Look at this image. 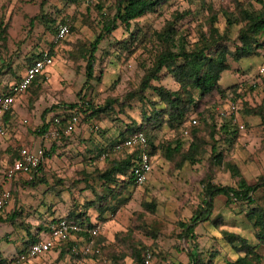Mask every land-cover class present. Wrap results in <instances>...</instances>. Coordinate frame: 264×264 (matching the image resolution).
<instances>
[{
    "label": "rangeland",
    "instance_id": "rangeland-1",
    "mask_svg": "<svg viewBox=\"0 0 264 264\" xmlns=\"http://www.w3.org/2000/svg\"><path fill=\"white\" fill-rule=\"evenodd\" d=\"M39 2L0 0V24L5 29V42L0 41V83L16 80L29 55L42 49L52 55L47 76L38 78L33 87L17 95L12 114L0 119V191L8 189L10 194L0 211V259L6 264H134V256L141 258L148 250V264H190L191 249L204 264H225L236 257L223 239L222 232L226 230L255 244L264 264V245L254 239V230L245 217L251 206L245 203H226L224 196H215L211 219L220 216L222 224H198L191 240L178 239L176 226L177 221L187 220L201 202L203 180L235 187L240 178L251 184L263 173L264 129L259 116L247 111L263 106L264 73L258 74L257 69L264 62V44L258 56L238 61L227 57L229 69L218 80L226 88L224 94L207 97L200 104L202 114L197 118L195 113H188L179 128L171 129L165 123L147 125L145 118L150 117L153 107H162L150 88L140 96H128L136 91L144 70L159 51L154 33L166 21H174L177 35L182 36L187 49L197 46L199 34H206L210 25L228 37L225 43L231 47L243 24L239 10L264 17V0H168L156 11L132 21L128 29L117 24L109 36L103 37L93 54V79L86 83L81 50L98 34L101 15L113 14L115 0H92L88 4L79 0H43L44 21L37 16ZM48 19L52 22L47 29L40 21L45 23ZM64 22L69 23L71 31L65 39L53 43L54 25ZM131 33L136 38L126 50L122 43L130 40ZM254 37L264 43V31ZM150 85L168 90L178 87L165 69ZM80 97L92 106H104L106 100L113 98L115 101L105 112L84 117L71 133L56 140L41 139L37 133L41 114L48 109L45 115L53 112L57 105L78 103ZM230 103L236 107L233 114L219 117L216 111H228ZM191 119H195L199 141L194 162H180L179 154L167 159L162 149L166 143L173 147L178 140L185 151L193 141L189 135L193 129L189 125ZM222 123L235 131L232 140L227 141L228 137L218 131ZM140 125L146 128L155 147L151 172L142 185L116 182L108 186L109 193L107 184H102L96 173L104 171L110 161L125 157V152L113 153L109 148L113 140ZM184 127L187 136L181 133ZM28 143L33 150H52L40 165L33 185L28 184L29 179L21 178L8 187L2 180L4 167L13 149ZM213 144L221 153L219 164L213 159ZM103 147L105 156L100 155ZM100 195L106 197L104 216L98 215L94 205L83 208L90 201L95 203ZM252 197L254 205L264 209V189H257ZM67 213H84L97 223L99 255L78 257L65 253L55 257L49 253L28 261L17 259L19 249L38 226L49 217Z\"/></svg>",
    "mask_w": 264,
    "mask_h": 264
},
{
    "label": "trees",
    "instance_id": "trees-1",
    "mask_svg": "<svg viewBox=\"0 0 264 264\" xmlns=\"http://www.w3.org/2000/svg\"><path fill=\"white\" fill-rule=\"evenodd\" d=\"M64 1L67 3L75 2V0ZM167 1L168 0H115L113 14L110 16L104 14L101 15L100 29L98 34L95 36L92 42H90L87 46H83V49L81 50V56L85 61V83L93 79V54L97 48L98 43L103 39V37L109 36L112 31L117 27V24H120L124 28L128 29L132 21L140 18L145 14L156 11ZM43 3V0L39 2V12L37 16L38 18H42L41 20L44 21V17H41V15L43 16V14L41 13ZM239 14L241 16L240 20L243 21V24L238 29L235 42L232 43L231 47H229L225 43L228 40V37L225 34H219L216 28H213L211 25L209 31L206 34H199L197 46L191 49H187L185 47V42L183 41L182 36L177 35V30L175 28V23L173 20L166 21L160 31L154 33L156 40L160 46L159 51H157V53L153 57L150 67L144 70V73L140 78L136 91L134 93L128 94L129 97L138 94L140 96V94L144 90L150 88L151 91L154 93L155 97L157 98L158 102L161 104L162 107H153V109L151 110L152 114L150 115V117L145 118L146 121H148L147 125L154 124V127H157L162 123H165L171 129H176L181 126L188 113H195L198 118L202 114L201 112H199L200 104H203V101L207 97H211L214 95H216L217 97H221L224 94V91H226V88L222 87L218 83V80L220 74L223 71H227L229 69L227 57H230V59L233 61H238L242 58L258 56V50L263 46L264 43H258L254 36L264 31V17L261 14H254L246 10H239ZM37 16H34L33 18H36ZM213 16L214 15L211 14V18H214ZM43 21H40L41 24L48 29L49 22H52L51 19H48L45 23ZM225 22L228 25H230L231 23V21L227 18ZM4 32V26H1L0 24V41H2V43L5 42ZM131 35L132 36L128 42L122 43V47L126 48V50H128L131 46V43L135 41V33H131ZM47 52L51 55L49 51ZM41 53L42 52L31 56L29 55V58L27 59V62L24 65V68L34 58L40 56ZM162 69H165L173 78V81L178 85L176 90H168L163 88L161 85H150V81L158 80V73ZM38 78L42 77H36L34 80H32L25 89V91L33 87ZM234 89L235 88H232V92L234 91ZM9 93L10 88L8 87L3 86V90H0V95ZM80 98L81 99L78 103H70L62 106L59 105L61 115H65V112H70L74 110L79 113L80 119L78 125L80 124L82 119H84V117L90 118L91 116L105 112L110 108V102L115 101V98H113V100H106L104 106H92L88 103L85 97ZM48 111H50V109L45 110L41 114L42 122L37 129V133H39L40 136L48 128L53 126L52 118L60 114L59 113L55 115L53 114V112H51L49 114L47 113V116H44L45 113ZM247 113L259 116L260 122L264 129V102L263 106H259L256 109L248 110ZM11 114L12 108L2 113L0 115V119H2L3 121L6 119L4 118L5 116ZM44 117H46V119H44ZM63 125L64 122L61 121V123L58 125V129L63 127ZM78 125H76V127ZM191 126H193V129L191 130L189 135L191 138H193V141L189 143L185 151L181 150V143L178 140L175 141L173 147H171L170 143H166V145L162 147L164 156L167 159H170L172 155L179 154L180 162H194V157L197 150L196 141H198V135L197 130L194 129L196 125L194 126L193 124ZM137 131H141L145 135L150 146V155L153 157L155 147H152L151 145V141L149 140V136L147 135L146 128L141 125L136 128L130 129V132L128 134L113 140L109 148L110 151L112 152V147L114 146V144L118 143L126 136L131 135ZM218 131H220V133L222 132L224 136L228 137L227 141H229L233 136H235V131H230L227 123H222ZM62 135L67 134H62L60 132L59 135H57L56 137L48 138L46 140H56L58 137H62ZM262 146L264 150V141ZM17 148L13 149V153H11L10 155L11 159L5 165L4 170L7 166H9L14 160L18 158ZM210 149L212 153H215V155L213 156L214 162L216 164H219L221 153L217 152L216 146L214 144L211 145ZM51 150L52 148H50L49 152H45L43 151V149L40 148L42 159L49 156ZM101 150L103 151L100 153V155L103 154L105 156V148H100V151ZM40 165L41 162L36 170H33L29 173L28 177H23V179L30 180L27 181L28 184L33 185V181L36 177L37 171L40 169ZM106 165L107 166L104 171H102L101 173H96V178L101 180L102 184H107V189L109 188L108 186L110 184H115L116 182H125L126 184L133 183L130 174L131 168L134 165V158L132 155L127 154L122 160H112ZM2 180L3 183L8 181L4 176V171L2 175ZM201 184V202L196 206V209L192 212V214L188 217L187 220H180L176 223V226L178 227V239L182 241L191 240L194 237V228L198 224L206 221L211 222L213 226L221 225V217L217 216L214 219H211V215L213 208V198L215 196H224L226 203L241 202L245 203L248 206H251L248 209L245 217L250 227L254 230V239L258 243L264 245V209L260 208L257 205H254V200L252 197L253 193L257 189H264V166L263 173L258 175L256 181L251 184H248L243 178H240L237 181L235 187L227 185H216L211 183L208 179L203 180ZM110 190L111 189L109 188V193ZM105 200L106 197L104 195L97 196L95 203L90 201L86 203L83 208L86 209L89 206L94 205L96 207V210H98V215L100 216L104 212L103 206L105 205ZM61 218H65L67 221L76 223L77 225L82 226L85 230L94 226H98L95 222L91 223L87 221L86 215L84 213H68L67 215L62 216ZM53 220L54 219L50 220V222ZM48 223L38 226L37 232L46 230V225H48ZM37 234L38 233L32 234L31 236H29L27 241L24 242L25 245L21 249H19L17 253V259L19 255H24L25 257L28 246L33 242L37 241ZM222 234L224 241L236 254V257L232 261H226L225 264H261L260 255L255 250V244H250L243 236L239 235L238 233L223 230ZM97 238H99L98 235L94 238V244L98 246ZM71 243L72 242L67 241L58 244V247L55 246L56 248H59L58 254L60 256L65 253H68L69 255H74L70 252ZM88 255L97 256L99 255V253L97 255ZM188 258L190 264H204L199 259L198 255L196 253H193L191 249L188 252ZM26 260L27 257H25L21 261ZM134 261V264H143V254L141 258H139L138 255H135ZM0 264H6V261L4 259H0Z\"/></svg>",
    "mask_w": 264,
    "mask_h": 264
},
{
    "label": "built area",
    "instance_id": "built-area-1",
    "mask_svg": "<svg viewBox=\"0 0 264 264\" xmlns=\"http://www.w3.org/2000/svg\"><path fill=\"white\" fill-rule=\"evenodd\" d=\"M83 4H88L92 0H79ZM70 32V25L67 22L56 23L54 25V31L52 36V42L56 43L64 39ZM52 65V55L48 54L47 50L42 51L41 55L34 58L23 70L22 75L18 81L10 88L9 94L0 95V115L10 108H12L14 99L17 95L23 93L29 83L36 77H46L48 69ZM258 74L264 73V62L260 64L257 69ZM227 110L219 111L217 114L219 117L224 118L233 114L236 110L235 104L230 103ZM217 109V108H216ZM65 115L54 116L52 118L53 126L48 128L42 135L41 139L54 138L61 132L62 134L70 133L76 125L79 123V113L74 110L65 112ZM64 122L63 127L58 129V125ZM195 124V119H191L189 125ZM182 135L187 136V127L181 131ZM0 134L3 131L0 130ZM113 151L127 150L134 151V165L131 168L132 182L139 186L142 185L151 172L152 169V156L150 155V146L141 131L134 132L131 135L126 136L124 139L114 144ZM18 158L14 160L4 170V176L7 180L11 179L15 175H21L28 177L29 173L36 170L40 162L42 161V154L40 150L32 151L27 146H19L17 148ZM10 199L8 189H2L0 191V210L3 209ZM45 236H40L37 241L30 244L26 250L25 257L32 258L38 255L47 253L52 247L57 246L60 243L72 242L70 246V252L78 255H97L99 248L94 244V238L98 235V226L91 227L85 230L82 226L77 225L71 221H67L65 218L58 217L48 223ZM151 253L148 250L143 252V263L148 264ZM24 255H19L18 259L25 258Z\"/></svg>",
    "mask_w": 264,
    "mask_h": 264
},
{
    "label": "crops",
    "instance_id": "crops-1",
    "mask_svg": "<svg viewBox=\"0 0 264 264\" xmlns=\"http://www.w3.org/2000/svg\"><path fill=\"white\" fill-rule=\"evenodd\" d=\"M42 51H45V49H42ZM42 51H39V52H42ZM38 52V53H39ZM35 54H37V53H35ZM22 73H23V71L18 75V77H17V79L16 80H13V81H7V83H0V90H3V86H5V87H8V88H11L17 81H18V79L20 78V76L22 75ZM15 103H16V98L14 99V103H13V106H12V109H14L13 107H14V105H15ZM57 109H55L54 111H53V114H59L60 113V106L59 105H57V107H56ZM45 116H47V115H45ZM44 119H46V117H44ZM42 120V119H41ZM42 122V121H41ZM43 140H46V139H43ZM21 146V145H20ZM23 146H27L30 150H32V151H37V150H40V148L38 147V149L37 150H33V145L31 144V143H28V144H26V145H24L23 144ZM112 152L113 153H119V152H125V156L127 155V154H130V155H132L133 156V158H134V155H135V152L134 151H127V150H120V151H113L112 150ZM43 160L44 159H42V161H41V164H42V162H43ZM24 176H21V175H15V176H13L11 179H9L8 181H6L4 184L5 185H7L8 187L10 186V183L11 182H13V181H18L19 179H21V178H23ZM132 185H135L134 183H132ZM135 186H137V185H135ZM92 212H94V211H92ZM68 214V213H67ZM66 214V215H67ZM63 216H65V215H63ZM88 216V215H87ZM101 216H104V215H101ZM58 218V217H57ZM87 218V217H86ZM52 219H56V218H52V217H49L48 219H46V221L43 223V224H47L48 222H50V220H52ZM93 219H92V217L90 218H87V221H89V222H91V223H94V221H92ZM97 224V223H96ZM47 226V225H46ZM46 231H47V229L46 230H42V231H39V232H36V233H38L37 234V240H38V238L40 237V236H45L44 234L46 233ZM99 234V233H98ZM99 246V245H98ZM56 247H58V245L56 246ZM56 247H52L47 253H45V254H42V255H38V256H36V257H32V258H27V261L28 260H30V259H36V258H39V257H43V256H45L46 254H49V253H53L54 254V256L55 257H57V256H59V248H56ZM71 255V254H70ZM72 256H78V254H74V255H72ZM89 255H86V256H84V255H79L78 257H88ZM54 257V258H55ZM19 261H21V260H19Z\"/></svg>",
    "mask_w": 264,
    "mask_h": 264
}]
</instances>
